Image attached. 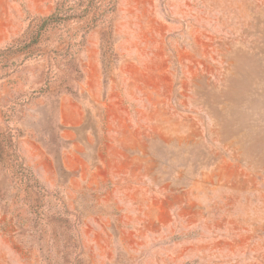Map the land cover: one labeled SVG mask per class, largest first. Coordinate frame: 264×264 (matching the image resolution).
Returning <instances> with one entry per match:
<instances>
[{
  "label": "rangeland",
  "instance_id": "rangeland-1",
  "mask_svg": "<svg viewBox=\"0 0 264 264\" xmlns=\"http://www.w3.org/2000/svg\"><path fill=\"white\" fill-rule=\"evenodd\" d=\"M87 2L0 0V264H264V0Z\"/></svg>",
  "mask_w": 264,
  "mask_h": 264
},
{
  "label": "trees",
  "instance_id": "trees-1",
  "mask_svg": "<svg viewBox=\"0 0 264 264\" xmlns=\"http://www.w3.org/2000/svg\"><path fill=\"white\" fill-rule=\"evenodd\" d=\"M93 0H88L87 3H90ZM43 23H47L48 21H53V15L51 17H47L42 19ZM28 190L29 192H33L36 194H42L44 196H53L52 192L46 190V188L41 185L37 179H33V182H28ZM59 200V199H58ZM60 202V200H59ZM61 206L58 207V210H53L51 214L46 213V211L42 210L43 212H38L39 215L41 213V219L45 221L46 223H49L50 220H52L53 223H56L58 220L62 219L63 217L67 218L69 216H73L71 212H69L63 204H60ZM37 212V211H36ZM60 228V226H58Z\"/></svg>",
  "mask_w": 264,
  "mask_h": 264
}]
</instances>
